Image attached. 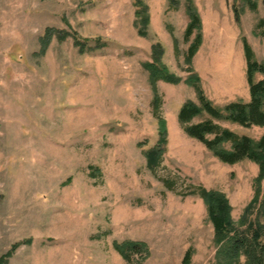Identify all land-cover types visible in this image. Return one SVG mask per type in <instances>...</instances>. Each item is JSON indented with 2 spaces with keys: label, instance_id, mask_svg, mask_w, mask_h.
I'll return each mask as SVG.
<instances>
[{
  "label": "rangeland",
  "instance_id": "obj_1",
  "mask_svg": "<svg viewBox=\"0 0 264 264\" xmlns=\"http://www.w3.org/2000/svg\"><path fill=\"white\" fill-rule=\"evenodd\" d=\"M143 1L145 34L136 0H0V259L12 251L5 264H183L189 249V264H212L215 228L200 186L225 193L237 222L260 188L245 221L256 219L259 164L222 162L185 132L178 113L199 100L186 80L194 73L219 107L251 99L243 36L264 63V0L257 9L246 0H192L203 41L191 60L190 0ZM73 33L90 40L83 50ZM154 52L182 81L156 83L168 142L153 171L146 151L160 134L145 65ZM219 122L253 139L264 133ZM129 239L145 241L150 254L134 253L129 263L114 247Z\"/></svg>",
  "mask_w": 264,
  "mask_h": 264
},
{
  "label": "trees",
  "instance_id": "obj_2",
  "mask_svg": "<svg viewBox=\"0 0 264 264\" xmlns=\"http://www.w3.org/2000/svg\"><path fill=\"white\" fill-rule=\"evenodd\" d=\"M249 7L257 9L255 0H246ZM137 12L142 16L140 23V33L145 34L146 25L148 23L147 5L143 0H136ZM236 20H240L239 9L236 8ZM189 22L185 30V37L190 40L196 33L194 42L188 48L187 59L191 60L198 47L203 41L202 19L199 10L193 1H189L188 6ZM258 30L260 35L264 36V19H260ZM50 29H47L42 38L44 44L50 36ZM74 41L82 50L85 48L89 39L80 38L73 33ZM243 50H245V59L247 64L246 78L248 79L249 92L251 99L249 101L239 100L225 103L223 107L217 106L206 94H204L200 78L197 73L189 76L186 80L197 89L199 100H187L182 104L178 113L179 123L182 124L185 132L195 139L201 141L208 150L213 151L224 163H237L241 160L248 159L260 166L259 175L256 177L259 182L264 179V133L259 139H253L247 134H239L234 130L224 127L219 121H231L244 127H252L254 125L264 127V78L256 79V73L264 75V63L259 62L255 57V51L251 47L247 37L243 36ZM150 71L151 81L154 83V108L155 116L159 124V140L154 147L146 151L147 166L151 170L160 167L167 149V123L159 114V108L162 102V96L159 95L156 83L158 80L169 81L171 83H180L182 80L174 74L168 66L161 62L158 53L154 52L152 62L145 65ZM204 117L202 120L194 122L198 117ZM172 182V181H171ZM169 185L172 184L168 182ZM254 200L248 205L247 213L240 222L234 220L232 216L233 207L229 202L225 193L218 190H207L200 186L196 192L200 194L208 207V215L214 224L215 242L217 252L215 260L212 264H264V201L260 204L256 219L250 222L245 221L248 212L254 207L256 200L260 194V188L256 189ZM248 223V224H247ZM246 225L245 228H242ZM20 243L13 246L12 249ZM114 247L121 253L130 263L134 253L150 254L148 244L144 241H136L133 239L118 241L115 240ZM183 264H189L192 251L187 250ZM12 251L2 255L0 264H5L7 258ZM245 256L244 262L242 257Z\"/></svg>",
  "mask_w": 264,
  "mask_h": 264
}]
</instances>
